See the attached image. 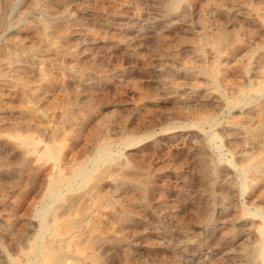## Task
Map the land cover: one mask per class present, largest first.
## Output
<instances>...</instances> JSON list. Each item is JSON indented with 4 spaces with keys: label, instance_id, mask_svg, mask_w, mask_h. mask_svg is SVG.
Masks as SVG:
<instances>
[{
    "label": "rangeland",
    "instance_id": "rangeland-1",
    "mask_svg": "<svg viewBox=\"0 0 264 264\" xmlns=\"http://www.w3.org/2000/svg\"><path fill=\"white\" fill-rule=\"evenodd\" d=\"M18 1L0 0V264L35 244L66 253L37 264H264V0Z\"/></svg>",
    "mask_w": 264,
    "mask_h": 264
},
{
    "label": "bare ground",
    "instance_id": "bare-ground-1",
    "mask_svg": "<svg viewBox=\"0 0 264 264\" xmlns=\"http://www.w3.org/2000/svg\"><path fill=\"white\" fill-rule=\"evenodd\" d=\"M20 1V0H19ZM18 1V2H19ZM55 1H57V0H55ZM54 1V2H55ZM196 2V1H195ZM200 2V1H199ZM6 3V2H5ZM12 3H14V2H12ZM17 4V3H16ZM13 5V4H12ZM18 6V5H17ZM11 8V7H10ZM195 8H196V6H195ZM4 9V8H3ZM14 9V8H13ZM7 10V9H6ZM11 10V9H10ZM10 10H9V12H10ZM2 15V14H1ZM5 15V14H4ZM6 16V15H5ZM5 16H4V18H5ZM1 19H2V17H1ZM4 20V19H3ZM2 21V20H1ZM38 23V22H37ZM1 24V23H0ZM5 24V23H4ZM39 27H41V26H39ZM31 28V27H30ZM35 29V28H34ZM39 29H41V28H39ZM1 32V31H0ZM25 34H27V33H25ZM17 35V34H16ZM4 37V36H3ZM160 38V37H159ZM158 38V39H159ZM16 44V43H15ZM25 44V43H24ZM23 46V45H22ZM8 47V46H7ZM42 47H43V45H42ZM22 48V47H21ZM34 48V47H33ZM32 48V49H33ZM15 49H17V48H15ZM38 49V48H37ZM18 50H20V48L18 49ZM35 51V50H34ZM47 51V50H46ZM14 55V54H13ZM241 63V62H240ZM6 64V63H5ZM12 65V64H11ZM21 66V65H20ZM231 68V67H230ZM229 68V69H230ZM14 69V68H13ZM9 70V69H8ZM16 70V69H15ZM18 70V69H17ZM44 71V70H43ZM50 71V70H49ZM232 72V71H231ZM23 73V72H22ZM42 73V72H41ZM40 73V74H41ZM15 74V73H14ZM46 74V73H45ZM53 74V73H52ZM16 76V75H15ZM236 76V75H235ZM42 77V76H41ZM18 78V77H17ZM23 78V77H22ZM46 79V78H45ZM52 79V78H51ZM43 80V79H42ZM264 80V79H263ZM26 81H27V79H26ZM46 82V81H45ZM14 83V82H13ZM18 84V83H17ZM16 84V85H17ZM22 84H23V82H22ZM41 85V84H40ZM23 87H25V85L23 86ZM27 88V87H26ZM31 88V87H30ZM260 88V87H259ZM21 89V88H20ZM32 89V88H31ZM264 89V88H263ZM27 90V89H26ZM243 90V89H242ZM264 91V90H263ZM23 92V91H22ZM25 92V91H24ZM35 92V91H34ZM51 92V91H50ZM19 93V92H18ZM35 94V93H34ZM249 94V93H248ZM264 94V93H263ZM26 95V94H25ZM21 96V95H20ZM246 96H247V94H246ZM252 96V95H251ZM254 96V95H253ZM15 97H17V95L15 96ZM26 97V96H25ZM29 97V96H28ZM30 97H32V96H30ZM255 97V96H254ZM253 97V98H254ZM21 98V97H20ZM239 98V97H238ZM241 98V97H240ZM247 98V97H246ZM258 98V97H257ZM36 99V98H35ZM205 99H207V98H205ZM210 99V98H209ZM22 100V99H21ZM208 100V99H207ZM232 100H234V99H232ZM253 100V99H252ZM32 101V100H31ZM231 101V100H230ZM18 102V101H17ZM43 102V101H42ZM235 102V101H234ZM40 104V103H39ZM33 105H34V103H33ZM38 105V104H37ZM58 105V104H57ZM39 106V105H38ZM35 107H36V105H35ZM7 109H9V108H7ZM12 109V108H11ZM57 109V108H56ZM7 111V110H6ZM11 111V110H10ZM16 111V110H15ZM31 111V110H30ZM70 111V110H69ZM25 112V111H24ZM27 112H28V110H27ZM33 112V111H32ZM47 112V111H46ZM36 113V112H35ZM39 113V112H38ZM45 113V112H44ZM48 113V112H47ZM68 113V112H67ZM66 113V114H67ZM1 114V113H0ZM69 115V114H68ZM13 117V116H12ZM24 117V116H23ZM40 117V116H39ZM67 117V116H66ZM38 118V117H37ZM205 118V117H204ZM208 118V117H207ZM20 119H22V118H20ZM20 119H18V120H20ZM29 119V118H28ZM24 120V119H23ZM248 120V119H247ZM251 120V119H250ZM21 122V121H20ZM31 122H33L32 120H31ZM250 122V121H249ZM37 123V122H36ZM247 123V122H246ZM25 125V124H24ZM98 125V124H97ZM190 125V124H189ZM28 126H30V125H28ZM263 127V126H262ZM35 128V127H34ZM47 128V127H46ZM49 128V127H48ZM47 128V129H48ZM255 128H257V127H255ZM54 130V129H53ZM53 132H55V131H53ZM57 132H59V131H57ZM54 134V133H53ZM56 135V134H55ZM54 135V136H55ZM58 135V134H57ZM264 135V134H263ZM16 136V135H15ZM12 137V136H11ZM19 137V136H18ZM96 137V136H95ZM263 137V136H262ZM22 138V137H21ZM55 139H56V137H55ZM145 139V138H144ZM264 139V138H263ZM264 141V140H263ZM63 142V141H62ZM236 142V141H235ZM260 142V141H259ZM33 143V142H32ZM138 143V142H137ZM99 144V143H98ZM135 144V143H134ZM46 147V146H45ZM44 147V148H45ZM62 147V146H61ZM43 148V149H44ZM260 153V152H259ZM39 155V154H38ZM59 155H61V154H59ZM107 155H108V153L107 152H103L102 154H101V156L99 157V158H97V159H95L94 161H93V168L92 169H90V168H88V167H82L77 173H76V175L74 176V178L72 179V180H70V178H69V181L66 183V185H65V187H66V190H67V192H74L76 189H83L86 185H87V183H89L90 182V180L92 179V177H93V175H94V173H95V171L97 170V168H100V166H99V164H101V163H103V162H105V160H106V157H107ZM106 156V157H105ZM248 156H250V155H248ZM97 157V156H96ZM242 157H243V155H242ZM251 157V156H250ZM49 159V158H48ZM47 159V160H48ZM41 160V159H40ZM60 160V159H59ZM58 160V161H59ZM92 160V159H91ZM245 161V160H244ZM54 162V161H53ZM90 162V161H89ZM52 164V163H51ZM56 164V163H55ZM54 165V164H53ZM206 165V164H205ZM99 166V167H98ZM105 166V165H104ZM108 166H110V165H108ZM203 166V165H202ZM102 167V166H101ZM204 169H205V167H203ZM66 170V169H65ZM110 170V169H109ZM108 170V171H109ZM124 170V169H123ZM202 170V169H201ZM46 171V170H45ZM69 171V170H68ZM112 171H114V169L112 170ZM205 170H203V172H204ZM104 172V171H103ZM110 172V171H109ZM118 172V171H117ZM52 174V173H51ZM54 174V173H53ZM203 174V173H202ZM201 174V175H202ZM56 175H57V173H56ZM71 175V174H70ZM114 176V175H113ZM118 176V175H117ZM203 176V175H202ZM206 176V175H205ZM210 176V175H209ZM55 177V176H54ZM103 177V176H102ZM94 178V177H93ZM100 179V178H99ZM102 179V178H101ZM105 179V178H104ZM93 181V180H92ZM262 183V182H261ZM98 184V183H97ZM96 184V185H97ZM96 185H95V187H96ZM97 187H98V185H97ZM263 187V186H262ZM60 188H61V186L60 185H57V186H55L53 189H51L50 190V192H49V194H50V202H48L47 204L45 203L41 208H40V210H39V213H40V216H41V220H42V228H43V230L41 229V227H40V229L43 231V233H45L46 232V230H51V231H53V232H55V233H58L57 232V230L54 228V226H51L50 225V221H52V222H54V223H59L60 222V216L62 215V213H61V215H57V213H58V210H59V208L57 207V203L60 201V200H62L64 197H66V196H64L65 194L60 190ZM99 188V187H98ZM85 190V189H84ZM91 190V189H90ZM261 190V189H260ZM259 190V191H260ZM97 191V190H96ZM89 192V191H88ZM94 193V192H93ZM96 193V192H95ZM92 195V194H91ZM96 195V194H95ZM79 196V195H78ZM82 196V195H81ZM77 197V196H76ZM82 197H84V195L82 196ZM89 197V196H88ZM95 197V196H94ZM67 199V198H66ZM69 199V198H68ZM67 199V200H68ZM88 199V198H87ZM86 199V200H87ZM76 200V199H75ZM80 200V199H79ZM78 200V201H79ZM90 200V199H89ZM103 201V200H102ZM89 202H91V200L89 201ZM93 202V201H92ZM91 202V203H92ZM70 203V202H69ZM68 203V204H69ZM85 203V202H84ZM88 203V202H87ZM71 204V203H70ZM90 204V203H89ZM121 204V203H120ZM105 205V204H104ZM70 206V205H69ZM72 206H74V205H72ZM87 206H88V204H87ZM62 207V206H61ZM119 207V206H118ZM85 208V207H84ZM103 208H106V207H103ZM63 209V208H62ZM68 209V210H67ZM109 209V208H108ZM65 210V209H64ZM66 210H67V212L69 211V208L68 207H66ZM65 210V211H66ZM74 210V209H73ZM83 210V209H82ZM205 210V209H204ZM64 211V212H65ZM84 211V210H83ZM94 211V210H93ZM63 212V213H64ZM84 213V212H83ZM203 213V212H202ZM65 214V213H64ZM89 214V213H88ZM104 214V213H103ZM37 215H39V214H37ZM51 215H52V217H51ZM115 215V214H114ZM84 216V215H83ZM104 216V215H103ZM118 216H119V214H118ZM87 217H88V215H87ZM92 218V217H91ZM96 218V217H95ZM99 218V217H98ZM102 218V217H101ZM105 218V217H104ZM89 219V218H88ZM103 219V218H102ZM120 219V218H119ZM78 220V219H77ZM85 220V219H84ZM110 220V219H109ZM233 220H235V219H233ZM237 220V219H236ZM79 221V220H78ZM82 221V220H81ZM94 221V220H93ZM111 221V220H110ZM120 221V220H119ZM63 224H64V226H66V228L65 229H67V231L68 232H70L72 229H74V227H75V225H71V226H69L67 223H65V222H63V221H61ZM98 223V222H97ZM144 223V222H143ZM247 223H249V222H247ZM255 223H257V222H255ZM244 224V223H243ZM40 225V224H39ZM121 225V224H120ZM229 225V224H228ZM249 225V224H248ZM253 225V224H252ZM83 226V225H82ZM98 226H99V224H98ZM106 226V225H105ZM108 226V225H107ZM237 226V225H236ZM111 227H112V225H111ZM110 227V228H111ZM122 227V226H121ZM231 227V226H230ZM123 228V227H122ZM260 228V227H259ZM39 229V230H40ZM81 229V228H80ZM93 229V228H92ZM263 228L261 229V232H263ZM76 231V230H75ZM38 232V231H37ZM74 232V231H73ZM87 232V231H86ZM42 233V234H43ZM84 233V232H83ZM82 233V234H83ZM88 233V232H87ZM90 233V232H89ZM46 234V233H45ZM48 234V233H47ZM52 234V233H51ZM54 234V233H53ZM81 234V235H82ZM233 235H235V234H233ZM238 235V234H237ZM4 236V235H3ZM51 236V235H50ZM7 237V236H6ZM54 237V236H53ZM9 239V238H8ZM46 239V238H45ZM104 239V238H103ZM42 240H40V242H41ZM104 241V240H103ZM107 241V240H106ZM78 242V241H77ZM76 242V243H77ZM102 242V241H101ZM111 242V241H110ZM19 243V242H18ZM42 243V242H41ZM70 244V243H69ZM68 244V245H69ZM101 244V243H100ZM104 244V243H103ZM4 245V244H3ZM49 245V244H48ZM77 245V244H76ZM78 245H80V244H78ZM77 245V246H78ZM99 245V244H98ZM116 245V244H115ZM46 246V245H45ZM27 247V246H26ZM51 247L52 246H49L48 248H44L42 245H40V244H35V245H33L32 246V252H34L35 253V255H36V258H37V260H33V261H28L26 264H37V261H39V260H41L44 256H46V252L48 251V252H50L51 253V255L52 256H54V257H56L57 259H63V257L66 255V253L65 252H63V251H59V250H56V249H51ZM111 247H112V245H111ZM261 247V246H260ZM263 248V250H264V245L262 246ZM107 248V247H106ZM1 249H2V247H1ZM20 249V248H19ZM59 249V248H58ZM7 250V249H6ZM80 250V249H79ZM4 251V250H3ZM8 251V250H7ZM27 251V250H26ZM4 252H6V251H4ZM3 252V253H4ZM84 252V251H83ZM68 253V252H67ZM6 254V253H5ZM8 254H9V252H8ZM77 254V253H76ZM84 254V253H83ZM86 254V253H85ZM7 255V254H6ZM10 255V254H9ZM32 255V254H31ZM50 256V255H49ZM76 256V255H75ZM78 256V255H77ZM86 256V255H85ZM2 257V256H1ZM13 257V256H12ZM68 258V257H67ZM88 258V257H87ZM86 258V259H87ZM4 259V258H3ZM6 259V258H5ZM22 259V258H21ZM28 259V258H27ZM31 259V258H30ZM33 259V258H32ZM78 259V258H77ZM81 259V258H80ZM85 259V258H84ZM8 260H10V259H8ZM83 260V259H82ZM262 261V260H261ZM264 261V260H263ZM81 263V262H80ZM97 263V262H96ZM8 264V263H7ZM22 264V263H21ZM62 264V263H61ZM76 264V263H75ZM77 264H78V262H77ZM89 264V263H88Z\"/></svg>",
    "mask_w": 264,
    "mask_h": 264
}]
</instances>
